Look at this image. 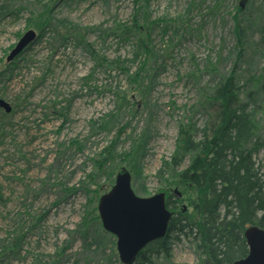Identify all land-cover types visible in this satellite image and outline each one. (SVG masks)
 I'll list each match as a JSON object with an SVG mask.
<instances>
[{
    "label": "rangeland",
    "instance_id": "374dc122",
    "mask_svg": "<svg viewBox=\"0 0 264 264\" xmlns=\"http://www.w3.org/2000/svg\"><path fill=\"white\" fill-rule=\"evenodd\" d=\"M241 1L246 41L238 57L233 16ZM48 2L0 0V72L15 67L0 81V98L12 106L0 138V252L8 233L5 242L25 234L21 255L0 264H120L115 236L83 222L97 205L88 200L111 186L108 166H117L113 180L125 166L138 196L177 198V190L178 207L195 214L182 189L167 186L189 156L177 167L170 159L180 124H194L202 139L205 94L232 68L264 139V0L58 1L55 28L74 37L46 33L7 62L34 29L30 14ZM106 156L112 161L99 169ZM256 162L264 170V148ZM201 260L186 237L169 263L157 264Z\"/></svg>",
    "mask_w": 264,
    "mask_h": 264
},
{
    "label": "trees",
    "instance_id": "16d2710c",
    "mask_svg": "<svg viewBox=\"0 0 264 264\" xmlns=\"http://www.w3.org/2000/svg\"><path fill=\"white\" fill-rule=\"evenodd\" d=\"M52 1L42 4L41 9L32 12L27 20L38 31L37 39H42L50 32L55 33L54 37L59 36L61 41L74 37L68 30L59 32L55 28L54 6L58 1L65 0ZM242 8L241 1L233 16L238 57L246 41L245 29L238 17ZM132 25H135L137 31L144 28L138 20L137 24L134 22ZM131 29L128 33H131ZM82 39L79 36V40ZM259 44L264 57V25L260 30ZM11 66L14 65L10 64V69L0 72V81L15 68ZM242 94L235 68H232L205 94L208 120L202 131V139L195 140L196 128L191 122L179 125L170 163L177 167L187 156L189 162L167 186L181 188L183 198L192 206L195 214L179 208L178 203L182 198L177 199L169 193L165 204L172 216L166 234L149 242L131 264H157L159 260L169 263L173 244L186 237H190L195 244L202 257V264H232L248 252L243 235L246 225L253 224L264 229V170L256 162L258 152L264 148V139H261L248 110L251 93L248 91L244 99ZM6 117L7 113L0 108V138L8 123ZM134 151L132 149L131 153ZM111 161L108 156L104 157L98 164L99 169H104ZM116 167H107L109 185L114 182ZM91 198L89 202L98 201L99 197L95 195ZM96 210L97 205L86 212L83 216L84 224L94 221L100 225ZM15 235L5 242L8 233L3 239L1 248L4 251L0 252V263L21 255L25 234L19 230ZM8 243L11 248L6 250Z\"/></svg>",
    "mask_w": 264,
    "mask_h": 264
},
{
    "label": "water",
    "instance_id": "95a60500",
    "mask_svg": "<svg viewBox=\"0 0 264 264\" xmlns=\"http://www.w3.org/2000/svg\"><path fill=\"white\" fill-rule=\"evenodd\" d=\"M36 37L35 30H26L6 56L7 62L22 53ZM0 108L6 113L11 111V105L2 98ZM174 192L181 196L177 190ZM165 201L164 192L138 196L131 185V173L125 166L116 173L109 190L99 196L97 212L101 226L115 236V247L122 264H131L149 242L166 234L172 212ZM243 235L248 252L232 264H264V229L247 224Z\"/></svg>",
    "mask_w": 264,
    "mask_h": 264
}]
</instances>
